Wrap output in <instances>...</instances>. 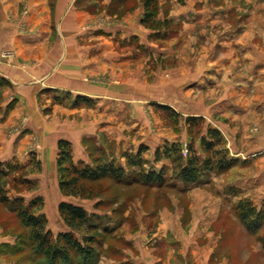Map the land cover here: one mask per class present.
Segmentation results:
<instances>
[{"label":"crops","instance_id":"obj_1","mask_svg":"<svg viewBox=\"0 0 264 264\" xmlns=\"http://www.w3.org/2000/svg\"><path fill=\"white\" fill-rule=\"evenodd\" d=\"M134 1L0 0V50L12 52V56L0 58V181L7 172L35 162L41 167L33 175V182L39 188L44 183L45 172L55 176L57 142L61 139L69 142L74 162H86L90 146L106 151L111 146L113 155L109 159L120 157L125 161L123 154L126 147L131 148L130 143L135 144L134 152L140 146L145 147L141 154L144 162V157L151 155L148 169L157 171L170 161L162 154L155 160L154 152L162 146L157 143L168 142L172 132L168 128L155 131L153 127L158 121L148 112L146 116L145 110L150 112L148 104L152 101L172 105L169 99L157 100V69L150 60L156 55L169 57L173 52L170 40L162 42L164 47L157 49L156 39L151 36L158 30L151 33L142 25L140 0L132 9L119 12ZM189 3L186 0L180 7L172 5L167 16L183 22L179 33L185 37L187 29L196 25L203 29L200 34L204 39H212L217 49L228 47L230 50L219 59L205 57L203 64H195L196 69L191 70L207 86L209 82L212 85L216 82L222 88L221 82L228 78L227 88L206 108L218 112L227 110L231 120L222 123L206 118V125L218 129L227 142H234L238 134L245 143H252L258 139L248 132V125L253 122L264 125V21L257 20L260 14H253V5L249 6L250 12L238 16L236 4L197 8ZM229 14L242 19L224 26ZM261 17L264 19V11ZM210 26L214 31L208 36L206 28ZM254 28L262 30L263 36L254 37ZM187 64L183 66L188 67L185 77H189L193 67ZM186 87L187 83L181 91L187 99ZM254 88L258 97L253 95ZM77 97L79 101L75 103ZM22 116L27 117L23 131L10 133L9 128ZM34 134L39 144L29 149ZM191 144L202 156L200 140ZM200 180L202 177L194 183L175 181L171 188L175 189V183H179L177 190L193 194L197 191L193 184ZM58 189L51 186V198L41 187L34 195L42 198L44 206L54 203L57 208L60 201H66L60 198ZM16 197L26 202L27 195L21 191L8 196ZM0 207L2 215L4 212L12 215L1 201ZM43 212L46 220L45 208ZM7 231L0 226V264H16L14 254L18 248H6L12 246L16 236ZM125 238H128L126 242H133L130 237ZM117 249L123 258L108 260L106 264H144V259L135 254L146 248Z\"/></svg>","mask_w":264,"mask_h":264},{"label":"rangeland","instance_id":"obj_2","mask_svg":"<svg viewBox=\"0 0 264 264\" xmlns=\"http://www.w3.org/2000/svg\"><path fill=\"white\" fill-rule=\"evenodd\" d=\"M144 1L140 0L143 4L142 25L151 33L159 31L151 36L152 39H156L154 41L157 49L164 47L162 42L170 40L173 52L169 57L156 55L150 60V63L154 64L157 69L158 84L155 92L157 100L168 101L169 99L172 105H163L158 101H152L148 104L151 113L145 108L144 110L146 116L148 112L156 117L158 122L156 127H153L155 131L168 128V131L172 132L173 136L168 139V142H177L180 145V154L184 158L188 154V143L198 140L200 134L204 132L206 118L222 123H229L231 120L227 110L218 112L206 108L213 100L221 96L222 89L227 88L228 78L225 82H221L222 88L217 86L216 82L214 85L209 82V86H207L206 82L203 83L196 75H192L193 71H191L192 68L196 69L197 64H203L205 57L219 59L230 50L228 47L217 49L213 45L212 39L210 41L204 39L200 34L203 29H199L196 25L187 29L185 37L179 33L183 22L179 18L168 19L167 16L172 5L176 4L180 7L186 0H162V3L153 0L154 7H149V10L152 11L150 19L143 21V16L146 14ZM188 1L189 4L197 8L204 5L220 7L236 4L239 9L237 10L238 16L244 15L245 11L250 10L249 6L253 5V14H260L257 20L264 21L261 17L264 11V0ZM136 3L137 0L119 12L132 9V5ZM229 15L224 26L230 25L232 21L238 22L239 19H242L241 17L235 19L232 14ZM206 31L208 36H211L214 29L210 26L206 28ZM252 32L254 37L263 36L262 30L257 28L252 29ZM257 48H261L260 43ZM176 55L179 57H175ZM187 63L193 66L190 68L189 77H185L188 67H183L188 66ZM186 83L189 92L187 99L181 91ZM202 86L205 88L202 89ZM253 92L254 97H258L259 94L255 88ZM188 116H200L202 122L198 126H189L185 121ZM26 122L27 117L22 116L16 124L9 128V132L12 134L21 133ZM248 132L258 140L245 143L238 134L234 142H227L223 138L228 156L236 158V164L222 172L211 171L202 176V180L193 184L197 187L195 188L197 191H194L193 194L177 190L181 186L179 183H175V189L171 188L175 182L172 178L174 167L167 160L163 169L165 183L161 187L125 182L126 180L119 182L110 177H104L98 180L81 179L78 182L79 187L76 195H63L56 183L60 172L57 165L58 150L56 153V178L54 173L50 175L49 171L45 172L44 175L42 174L44 183L41 182L39 188H44L51 198V186L54 185L56 190L60 191L61 199L80 205L88 213L93 214L92 225L71 227L73 234L78 239L83 236H93L91 244L94 254L87 264H106L108 260H121L123 254L117 248H146L144 251H136L135 254L144 259V264H264V125L260 126L253 122L248 125ZM162 143L163 140L157 144L161 146ZM38 144V137L34 134L28 148H37ZM183 144L187 149L185 156L181 152ZM134 145L130 143L131 148L126 147L124 152L131 150L134 152ZM150 152L152 151L150 150ZM112 155L111 146L107 151L90 146L86 162L93 165L102 160H110L109 157ZM144 158L145 162L141 168L149 170L152 161L151 155ZM111 160L116 163L120 162L119 166L123 168L124 179L132 180L140 171L138 167L126 165L120 157H114ZM62 166L65 167L66 163H62ZM40 168L33 162L12 173L7 172L0 181V194L12 197L14 193L21 191L27 195L26 202L22 199L23 204L39 198L34 195V192L36 193L39 188L34 183L33 175H37L35 169ZM23 175L27 177H23ZM241 199L249 200L256 210L263 213L261 225L255 231L246 229L237 215L235 205ZM4 204L6 209H10L6 203ZM36 205L34 206L36 209L32 210L37 216L43 215L45 208L48 217L45 226L51 229L53 235L62 230H70V227L63 222L54 203L45 204V206L40 203L38 207ZM1 208L0 210H2ZM4 214L0 213V226L7 228V232L16 236L12 246L6 247L18 248V252L14 254L16 255V264H44L43 255L40 251L34 250L35 247L29 238L30 225L21 221L14 211H12V215H7L5 212ZM201 215L204 217H200ZM125 237H130L129 239L133 242H126L125 240L128 238ZM53 238L52 241H54ZM166 248L171 249L168 251ZM0 260H2V256H0ZM81 260L79 256L72 255L68 264H83Z\"/></svg>","mask_w":264,"mask_h":264},{"label":"trees","instance_id":"obj_3","mask_svg":"<svg viewBox=\"0 0 264 264\" xmlns=\"http://www.w3.org/2000/svg\"><path fill=\"white\" fill-rule=\"evenodd\" d=\"M153 0H145L144 7L146 14L143 21L149 20L152 11L149 7H154ZM79 97L75 103H78ZM86 103L88 100L84 99ZM185 121L189 126H198L202 122L200 116H188ZM200 147L203 155H198L191 142L188 143V154L184 158L180 154V145L177 142H164L161 149L158 148L154 152V159L158 160L160 154L169 159L173 164L172 178L174 181L182 183H194L200 177L216 171L217 173L227 170L236 164L237 159L228 156L227 148L224 145V139L220 131L214 127L206 125L204 133L200 134ZM58 159L57 165L59 169L58 186L63 195H76L79 187V180H98L104 177H110L116 181L131 183H140L146 186L161 187L164 183L163 167L155 171L152 169L142 170L144 163L142 152L144 146H140L135 152H124L126 165L138 167L140 171L136 173V177L132 180L124 179V171L114 160H102L96 164L89 165L87 162H74L70 154V144L66 140H58ZM66 163V166H62ZM0 201L6 203L11 211H14L21 221L30 225L29 238L31 239L34 250L40 251L44 257V264H68L71 256H79L84 264L91 260L94 249L93 236H83L78 239L72 232L73 227L82 225H92L91 219L93 214L88 213L82 206L66 201H60L57 205V211L63 222L70 227V230L61 231L55 235L46 228L45 218L43 215L34 214V206L38 207L41 201L39 198L30 200L27 204H23L20 197L8 198L4 194H0ZM237 215L240 221L248 230H256L260 227L263 213L256 210L249 200L241 199L235 205ZM72 227V228H71ZM54 237V238H53ZM52 238L54 241H52Z\"/></svg>","mask_w":264,"mask_h":264},{"label":"built area","instance_id":"obj_4","mask_svg":"<svg viewBox=\"0 0 264 264\" xmlns=\"http://www.w3.org/2000/svg\"><path fill=\"white\" fill-rule=\"evenodd\" d=\"M6 56H12V52L10 50H1L0 51V57L3 58ZM181 152H182V155H184V156L187 153V149H186V146L184 144L181 147Z\"/></svg>","mask_w":264,"mask_h":264}]
</instances>
